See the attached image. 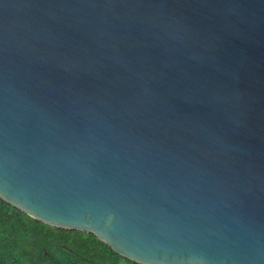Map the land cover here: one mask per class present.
<instances>
[{"label":"water","instance_id":"obj_1","mask_svg":"<svg viewBox=\"0 0 264 264\" xmlns=\"http://www.w3.org/2000/svg\"><path fill=\"white\" fill-rule=\"evenodd\" d=\"M0 198L136 264H264V0H0Z\"/></svg>","mask_w":264,"mask_h":264},{"label":"trees","instance_id":"obj_2","mask_svg":"<svg viewBox=\"0 0 264 264\" xmlns=\"http://www.w3.org/2000/svg\"><path fill=\"white\" fill-rule=\"evenodd\" d=\"M0 264H136L92 234L47 226L0 198Z\"/></svg>","mask_w":264,"mask_h":264}]
</instances>
